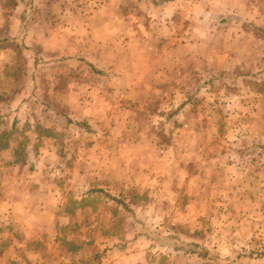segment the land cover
Returning a JSON list of instances; mask_svg holds the SVG:
<instances>
[{
    "label": "rangeland",
    "instance_id": "rangeland-1",
    "mask_svg": "<svg viewBox=\"0 0 264 264\" xmlns=\"http://www.w3.org/2000/svg\"><path fill=\"white\" fill-rule=\"evenodd\" d=\"M195 1L0 0V264H264L262 25Z\"/></svg>",
    "mask_w": 264,
    "mask_h": 264
},
{
    "label": "crops",
    "instance_id": "crops-1",
    "mask_svg": "<svg viewBox=\"0 0 264 264\" xmlns=\"http://www.w3.org/2000/svg\"><path fill=\"white\" fill-rule=\"evenodd\" d=\"M179 1L180 0H178V2ZM136 2L138 4H152L157 7L166 8L165 6L167 4L172 5L174 0H156L155 3L150 0H136ZM195 2H197V5H194V8H202V5H207L205 9L215 11V14L213 15L202 17L203 22L206 24L217 21L220 23H246L247 25L253 26L254 28L262 25V35H264V0H196ZM236 11L238 13H236ZM242 13H246L247 15L251 14L256 18L258 16V18H262V21L261 23L259 20L245 21L247 20L246 15ZM11 199L12 198L7 196V194L2 195V198H0L1 205L3 206L4 203L10 202Z\"/></svg>",
    "mask_w": 264,
    "mask_h": 264
},
{
    "label": "trees",
    "instance_id": "trees-1",
    "mask_svg": "<svg viewBox=\"0 0 264 264\" xmlns=\"http://www.w3.org/2000/svg\"><path fill=\"white\" fill-rule=\"evenodd\" d=\"M155 3L156 0H150ZM256 29L261 30L260 27H256ZM92 69L94 70L95 73L102 74L104 71L102 69H97L94 65L92 66ZM180 107L177 109L173 110L169 115L175 114ZM76 124H78L80 127L84 128L85 130H90L89 125L85 121H78ZM117 201H120L117 199Z\"/></svg>",
    "mask_w": 264,
    "mask_h": 264
}]
</instances>
